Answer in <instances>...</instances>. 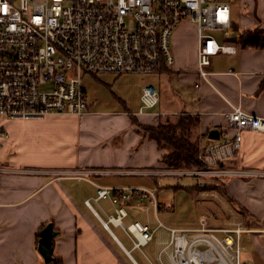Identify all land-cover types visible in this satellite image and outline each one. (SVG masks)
I'll return each instance as SVG.
<instances>
[{"label": "crops", "instance_id": "crops-1", "mask_svg": "<svg viewBox=\"0 0 264 264\" xmlns=\"http://www.w3.org/2000/svg\"><path fill=\"white\" fill-rule=\"evenodd\" d=\"M230 2L228 33H264V0ZM223 32L213 33L222 42L230 40L236 50L215 55L209 67L211 83L196 87L198 29L190 18L177 26L171 39L174 64L155 72L160 95L157 109L139 111L142 89L150 83L142 86L132 77L136 73H104L84 76L89 110L83 115L50 113L3 120L7 134L0 138V164L6 168L0 173V264H55L39 251L40 231L50 222L58 232L53 241L58 264L173 263L169 226L161 221L153 226L147 220L144 223L153 229V239L136 248L118 221L109 217L122 204L128 209L126 224L143 222L131 212L146 201L156 212L159 176L174 175L167 173L170 169L161 160L166 149L140 125H156L181 113L196 115L192 131L196 137L192 138L205 144L211 129L226 128L227 113L234 104L264 117V47L244 46L239 35L229 38ZM91 87L96 90L91 92ZM234 134L230 129L229 135ZM222 144L220 165L264 169L263 131L243 130L238 149ZM219 178L226 188L224 200L243 210L244 221L247 218V230L241 235L243 263L264 264V178ZM100 186L146 188L153 192L156 204L151 196L140 200L133 195L120 203L102 198L97 215L85 201Z\"/></svg>", "mask_w": 264, "mask_h": 264}, {"label": "built area", "instance_id": "built-area-1", "mask_svg": "<svg viewBox=\"0 0 264 264\" xmlns=\"http://www.w3.org/2000/svg\"><path fill=\"white\" fill-rule=\"evenodd\" d=\"M187 18L198 29V87L202 82L211 83L209 67L215 55L236 50L233 43L222 42L213 33L224 31L225 36L232 37V32L228 33L232 26L230 0H0V138L7 134L4 119L85 114L89 110L85 75H145L163 65L172 66V34ZM159 99L158 88L145 85L139 111L151 110ZM232 106L221 137L200 146L199 158L206 170H185L183 175L264 178V169L220 165L224 161L222 143L238 149L243 130L264 132L263 116L240 105ZM230 129L235 130L232 136ZM3 171L6 168L0 164V173ZM133 194L143 200L153 192L140 187L100 186L85 203L99 215L96 206L102 198L120 203ZM150 201L156 204L154 197ZM127 215V207L120 204L109 219L118 221L134 246L142 248L153 239V231L138 220L126 224ZM104 224L108 226L107 221ZM169 230L170 244L174 245L172 264H244L241 235L247 229L240 222L235 227H210L202 216L200 226L191 230Z\"/></svg>", "mask_w": 264, "mask_h": 264}, {"label": "rangeland", "instance_id": "rangeland-1", "mask_svg": "<svg viewBox=\"0 0 264 264\" xmlns=\"http://www.w3.org/2000/svg\"><path fill=\"white\" fill-rule=\"evenodd\" d=\"M239 34L232 33V37H236ZM240 36V35H239ZM227 42H231L227 40ZM232 43V42H231ZM134 80L138 81L142 86L144 84L153 83L157 84L156 78L158 75L154 72L151 74H132ZM88 79L87 77L83 78V81ZM156 86V85H155ZM42 88H45L43 86ZM86 88V87H85ZM87 89V88H86ZM96 90V87H91V92ZM90 90V88H89ZM88 92V90H87ZM158 107L156 106L155 109ZM154 109V110H155ZM173 118V117H172ZM175 118V117H174ZM194 127L191 126L189 134L191 137H196L195 132L193 133ZM196 139V138H195ZM198 139V138H197ZM209 139V138H208ZM207 139V140H208ZM199 140V139H198ZM211 140V139H209ZM203 143L199 142L201 146ZM207 166L203 167H191L186 169H172L179 170V174L174 175H162L159 176L158 185H156V199L159 203V207L156 212L153 206H150L149 202H144L143 208H136L137 211H132L131 214L135 218H139L143 222L149 220L152 225L159 224V221L163 222L169 227H175L178 229H190L200 226V218L206 216L208 224L210 227H235L238 222L242 223L244 227H247V218L245 221L240 214L242 209L238 208L234 204H230L228 201L224 200L227 198L225 194H222L220 191L217 193L214 191L216 189H201L203 185H209L208 187H216L215 182L212 178V175L207 174L208 176L195 175L192 172H186L185 175H182L185 170L197 171V170H206ZM210 175V176H209ZM201 176V177H198ZM150 178V177H149ZM219 178V177H218ZM183 185L180 188H176L175 185ZM198 185V189H194V185ZM216 193V194H215ZM105 200L103 203L107 207H111L110 203ZM99 208V207H98ZM100 209V208H99ZM135 209V208H134ZM111 212V209H108ZM243 220V221H242ZM128 223L127 220H125ZM153 231V229L150 227ZM163 229V228H162ZM164 230V229H163ZM249 230V229H248ZM220 235L223 233L220 232ZM158 233L155 235L152 243H155L158 238ZM242 238V237H241ZM243 238L241 240L242 243ZM243 247V245H242Z\"/></svg>", "mask_w": 264, "mask_h": 264}, {"label": "trees", "instance_id": "trees-1", "mask_svg": "<svg viewBox=\"0 0 264 264\" xmlns=\"http://www.w3.org/2000/svg\"><path fill=\"white\" fill-rule=\"evenodd\" d=\"M240 43L244 46H263L264 47V33L247 31L240 34ZM165 65L162 66V68ZM161 69V68H160ZM159 69V70H160ZM198 117L196 115L181 113L175 118L168 117L165 121H160L156 125H140L144 133L148 134L150 138L154 139L160 147L165 148L166 152L162 155V162L167 168L172 169H186L191 167H203L205 163L200 160V140L193 139L189 131L191 126H196ZM208 136V133L206 134ZM219 176H212L216 187H203L194 185L193 188L198 189H216L222 194L226 195V188L222 178ZM183 185L177 184L176 188ZM200 187V188H197ZM137 196L136 194H133ZM123 200V199H121ZM159 207V203L157 205ZM55 264H58L60 259L56 258Z\"/></svg>", "mask_w": 264, "mask_h": 264}, {"label": "water", "instance_id": "water-1", "mask_svg": "<svg viewBox=\"0 0 264 264\" xmlns=\"http://www.w3.org/2000/svg\"><path fill=\"white\" fill-rule=\"evenodd\" d=\"M208 137L210 139H219L221 137V130L219 128L211 129L208 132ZM57 233L58 232L55 230L52 222L48 223L40 231L39 251L46 261L54 260L53 241H54V237L57 235Z\"/></svg>", "mask_w": 264, "mask_h": 264}]
</instances>
